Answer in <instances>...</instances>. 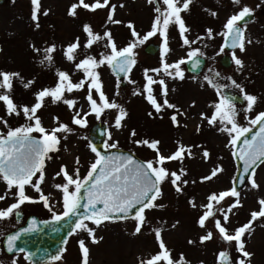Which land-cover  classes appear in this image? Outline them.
Listing matches in <instances>:
<instances>
[{
  "label": "rangeland",
  "instance_id": "1",
  "mask_svg": "<svg viewBox=\"0 0 264 264\" xmlns=\"http://www.w3.org/2000/svg\"><path fill=\"white\" fill-rule=\"evenodd\" d=\"M77 0H41V11H48V15H41L39 18L40 27L36 28L31 20L30 0H3L0 3V71L8 73H19L22 79L13 81L11 97L17 105H32L35 103L34 93L43 88L55 87L57 82V71H64L69 74L73 83H78L84 79L82 71L76 69V64L87 56H92L96 60L102 56L110 55L111 49L106 47L107 40L101 39L92 48H85L87 42L83 26L89 25L95 34L103 36L105 32H111L116 48L122 49L129 43L136 41L127 28L128 23H132L139 38H142L151 30V25L158 15L155 8L159 6L161 10L165 8L161 0L158 3L150 4L148 0H110L111 4L117 5L114 15L115 20L122 23L113 24L107 20L109 9H98L95 12L78 9L76 17H70L67 12L71 4ZM92 2V0H86ZM124 7H119V5ZM259 5V7H258ZM248 6L254 14L251 22L247 23L245 35L252 41L246 44V49L241 53L238 49H231L227 52L232 57V52L242 59L244 68L239 72L232 61L228 66L219 62L220 55H217L222 47V35L227 19L235 14L240 8ZM215 12L213 16L211 13ZM188 31L185 33L190 41L197 40L198 37L204 39L197 40L191 46L183 44L179 34L178 26L170 24L168 27V48L164 59L167 63L173 64L180 59H185L187 53L193 49H199L206 60L199 73L188 72L185 65H181L184 72V79H172L165 77L163 73L156 76L154 72H149L155 79L163 78L168 85V100L176 104L182 111L187 113L184 117H179L181 127H173L169 115L171 110H166L163 119L150 118L147 113L152 111L142 95H133L134 91H142L146 81L144 71L146 69H158L161 67V39L151 37L148 41L159 43L158 49L153 53L143 50L144 44H137L135 52V67L130 73V79L134 84L127 82L125 77H117L110 70L107 64L101 66L96 71L99 73L103 85V92L109 101H115L124 108L128 115L122 122L123 127L117 130L113 125L118 114L116 109L106 110L100 117V121L106 124L104 144L116 142L118 147L129 149L136 153L145 161L153 159L154 153L145 147H137L132 141L134 139H156L161 142L160 148L164 155H168L176 150L177 144L181 143L186 147H192V158L187 156L183 164L172 162L166 165L170 170H178L183 167L188 175L184 177L189 181L184 188L183 194H177L169 183L162 185L163 198L157 203H162L165 207L162 210H152L146 212L147 223L140 235H133L134 221L125 220L122 222H106L96 229V237L100 240L97 244L88 242L85 233L68 236L67 244L64 245L63 257L61 261H53L49 264H81V253L78 240L85 239L89 247V264H141L156 254L159 249L154 241L153 228L160 227L163 239L168 249L171 250L173 259L184 254L189 264H217V254L220 251H227L232 258L233 264L238 254L234 246H229L221 241L213 228V222L207 223L206 229L197 226V219L203 212V205L207 203L208 195L229 190L232 187L236 163L232 156V147L229 144L230 137L227 133L220 131L223 125L217 123L215 127L209 126L207 121L200 119V114L210 116L214 109L211 107L218 100L214 87L205 81V76L212 77L214 83L220 87L225 84L239 92L231 86V77L242 85L249 94L258 97V102L252 112L245 113L246 102L235 103L238 110L237 123L242 127H249L247 116L253 118L257 113L264 111V3L262 0H240L239 6L234 5L231 0H193L187 12L181 13ZM211 29L213 38H207V30ZM79 38L80 48L77 50L75 61H68L63 51L67 46ZM55 46L51 64L45 62L41 65L39 61L44 58V49ZM33 46L40 49L37 53L33 51ZM226 50H224L225 52ZM212 69V72H209ZM173 72L175 70H172ZM213 73H219L218 77H213ZM34 80L35 83L30 88L23 86L24 82ZM124 80V84H120ZM154 94L160 99V88L153 85ZM118 93V95H117ZM87 95V85L82 91L65 93L68 99L78 101L75 109H69L62 102L53 104L51 98L45 100V106L37 113L40 116L43 126L51 129L56 126L53 117H58L61 123L67 124L71 133H59L61 137L59 151L50 153L51 160L46 161L45 181L41 185L43 192L50 195L51 202L55 205L56 212L62 211L59 203L61 194L57 192L53 185L63 183V179L53 180V175L59 170L61 164H66L71 174L74 167V160L78 157L80 164V177L87 174L90 164L95 159V154L91 152L89 145H92L88 138L90 125L96 121L94 115L88 116L87 127L81 128L71 123L75 111L80 110L81 115L89 110ZM93 98L98 99L93 92ZM195 102V107L189 105ZM4 115L3 105L0 104V116ZM155 116V113H154ZM10 127H18L26 124L22 117H9ZM200 124V131H196V126ZM183 125H187L184 127ZM135 130L136 137H131L130 132ZM0 131L6 132L2 126ZM111 133L112 140L107 139V134ZM38 135L37 133H33ZM67 137L64 139L63 137ZM93 146V145H92ZM199 146V147H198ZM210 152V159L207 162L202 157L203 149ZM221 166L224 170L211 181L201 183V178L210 174V171ZM255 180L260 186L258 190H253L247 182L237 190L240 192V203L242 207L234 209V215H230V231L235 227L243 225L250 219L252 211H259L258 200L264 199V164H260L256 169ZM192 181H196L192 183ZM5 184L0 182V194L5 191ZM15 191V189H13ZM26 194L37 198L38 194L31 187H26ZM194 200L197 207L192 208L189 200ZM15 200L9 196L5 201H0V209L6 208ZM233 202L232 198H227L222 204L217 205V209H226ZM21 216L15 218V214L4 221H0V264H31L25 259L21 251L8 253L2 247L3 234L22 223L29 213H35L39 217H52L42 204L26 203L21 206ZM216 219H221V214L217 211ZM179 221V224L172 228V224ZM223 222V221H222ZM264 220L257 221L254 231L245 235L246 250L253 253L251 264H264V227H261ZM90 227L94 225L89 224ZM207 230L214 232V238L204 244L199 243V237ZM102 238V239H100ZM196 241L190 245L188 240Z\"/></svg>",
  "mask_w": 264,
  "mask_h": 264
},
{
  "label": "snow or ice",
  "instance_id": "2",
  "mask_svg": "<svg viewBox=\"0 0 264 264\" xmlns=\"http://www.w3.org/2000/svg\"><path fill=\"white\" fill-rule=\"evenodd\" d=\"M165 6L163 10L159 6L155 8L158 15L155 17L151 30L148 31L142 38H139V33L136 32L134 25L128 23L126 26L131 31L136 41L129 43L122 49H117L115 41L112 39L111 32H105L103 36L95 34L92 28L85 24L83 32L86 34L87 42L84 44L85 48H92V46L101 39L107 40L106 47L111 49V54L102 56L101 59L96 60L92 56H87L76 64V69L82 71L84 79L78 83H73L68 73L64 71H57V82L55 87L43 88L34 93L35 103L32 105H17L11 97L13 89V81L15 79H22L19 73H8L0 71V104L3 105L4 115L0 116V126L6 129V132L0 131V182L4 183L6 188L3 194H0V201H5L11 196L15 202L11 203L4 209H0V221L7 220L17 213V210L22 205L42 204L43 207L51 213L52 223L59 224L70 217H76L69 236L85 233L88 242L97 244L100 240L96 237V229L100 228L106 222H122L125 220L134 221L133 235H140L147 223L146 212L152 210H162L165 205L157 203L163 198L162 185L169 183L177 194H183L184 188L187 187L189 181L184 179L188 175L187 171L180 167L178 170H170L166 167L167 164L178 162L183 164L185 157L192 158V147H186L181 143L177 144L176 150L164 155L161 151V142L156 139H134L137 147H145L154 153L153 159L144 162H138L132 156H104L98 151L97 147L89 145L92 153L95 154L94 161L90 164L87 174L81 179L78 165L80 160L77 157L74 160V167L72 173H69L66 164H61L59 170L53 175L52 179L57 180L62 178L63 183H56L53 188L61 194L59 203L62 206L61 212L54 210L55 205L51 202L50 195L43 192L41 185L45 181L46 161L51 160L50 153L58 152L61 137L59 133H71L72 129L64 123L59 121L58 117H53L55 127L46 129L37 113L45 106V100L51 98V102L56 104L62 102L70 110L75 109L78 101L68 99L65 93H72L73 91H82L87 85V95L85 99L88 102L89 110L81 115V111H75L71 123L78 127H87L88 116L94 115L97 120L106 110L116 109L118 114L115 118L114 127L119 130L123 127L122 122L127 118V111L122 108L115 101H109L108 97L103 92V85L100 80L99 73L96 71L101 66L107 64L115 72L124 74L128 83L135 82L130 79V73L135 67V52L134 49L137 44H144L151 37L159 36L161 39V67L158 69H146L144 71L145 85L142 91H134L133 95H142L147 103L151 106L152 111L147 115L150 118L163 119L162 113L166 110H171L169 120L173 127H181L179 117L187 115L176 104L170 103L168 100V85L163 78L155 79L149 72H154L156 76L161 73L165 77L172 79L183 80L184 72L181 70V65L191 63L193 69L200 66L198 57H202L203 53L197 48L187 53V60L180 59L179 61L169 64L166 62V57L169 52L168 48V27L170 24L178 26L179 34L186 46L196 43L197 40L204 39L198 37L197 40L190 41L185 33L188 28L181 16V13L187 12L193 0H161ZM234 5L239 6L240 0H231ZM148 3H158V0H148ZM264 3V0H262ZM31 4V20L35 23V27L39 28V18L41 15L47 16V10L41 11V0H30ZM124 7V5H119ZM259 7V5H258ZM109 9L107 20L113 24L122 23L114 19L117 5L111 4L110 0H77V2L70 5L67 14L70 17L78 15L77 10L83 9L90 12H95L98 9ZM213 16L215 12L211 13ZM253 15V11L244 6L240 8L235 14L231 15L225 25L224 31L219 35L225 37V44L222 45L217 55L224 52L225 48L238 49L243 53L246 49V44H251L252 41L247 39L245 32L248 21L247 18ZM241 22H246L242 25ZM207 38L212 39V30H207ZM79 38L67 46L63 51L64 57L70 61H75L77 50L80 48ZM33 51L39 53L40 49L33 46ZM56 52V47L49 46L44 49V58L39 61L41 65L53 61V53ZM232 61L234 62L237 71L244 68V63L239 58L235 51L232 52ZM172 70H175L174 72ZM212 72V69H209ZM219 73H213V77H218ZM231 81V86L238 89L242 94V99L246 102L245 113L252 112L258 102V97L249 94L244 87L228 77ZM205 81L215 88L218 100L211 107L214 109L210 116L204 113L200 114L202 121L206 120L209 126L215 127L217 123L223 125L220 131L227 133L230 137L229 144L231 146L232 156L242 162V175L239 178V183H244L245 178L250 184L251 189L258 190L259 185L255 180L256 169L260 164H264V111L257 113L253 118L248 120L249 127H242L237 123L238 110L235 106L234 99L223 95L222 87H218L214 83V79L205 76ZM35 83L34 80L23 83L27 89ZM153 85H158L160 88V99L154 94ZM93 92L97 94L98 99L93 98ZM118 95V93H117ZM190 108L195 107L193 101ZM155 113V116H154ZM9 117H22L26 124L18 127H10L8 123ZM186 127L187 125H183ZM259 126V131L249 140L246 137L253 128ZM201 125L196 126V131L199 132ZM33 133L39 134V138L33 136ZM131 137H136L135 130L130 132ZM66 139L67 137H63ZM107 139L112 140L111 133L107 134ZM241 147L238 145L241 144ZM107 149H115L118 147L116 142L107 143L103 145ZM199 147V146H198ZM210 152L205 148L202 151V157L205 162L210 159ZM221 166H217L210 171V174L201 178V183L211 181L219 173L223 172ZM196 181H192L195 183ZM26 187H31L34 192L38 194L37 198L30 197L26 194ZM15 189V191H13ZM84 193L82 196L81 193ZM227 198H232L233 202L226 209H217V205L222 204ZM85 201L81 203V201ZM189 205L196 208L197 205L194 200H189ZM260 205L259 211H252L250 219L235 227L230 231L228 225L230 224V215H234V209L242 207L240 203V192L237 190V184L234 179L233 185L229 190L219 193H212L207 197V203L203 205V212L197 219V226L201 229H206L207 223L211 220L213 228L219 239L229 246H234L237 258L234 264H251L253 253L246 250L245 235L253 232L254 225L257 221L264 220V199L258 200ZM101 205L102 207H98ZM83 208L84 214L78 210ZM217 211L220 212L222 220L216 219ZM223 221V222H222ZM89 224L94 225L90 227ZM179 224L176 221L172 224L175 228ZM264 227V223H261ZM36 221L33 220L31 224L22 231L7 237V251L13 252L16 249V242L20 237L26 233L35 232ZM162 229L160 227L153 228L154 241L158 246L159 251L152 255L151 258L141 261V264H189L183 253L178 258L173 259L171 250L168 249L162 236ZM214 232L207 230L204 235L199 237V243L204 244L213 240ZM102 239V238H100ZM190 245L195 244L196 241L188 240ZM67 244V240L63 241ZM78 246L81 253V264H89V247L85 239L78 240ZM66 249H60L59 254L52 257L54 261H61L63 252ZM19 251L23 252L21 248ZM25 259H30L25 255ZM12 264H16L13 260ZM217 264H233L232 258L227 251H220L217 254Z\"/></svg>",
  "mask_w": 264,
  "mask_h": 264
},
{
  "label": "water",
  "instance_id": "3",
  "mask_svg": "<svg viewBox=\"0 0 264 264\" xmlns=\"http://www.w3.org/2000/svg\"><path fill=\"white\" fill-rule=\"evenodd\" d=\"M3 0H0V3H2ZM254 14L247 18L248 21L253 19ZM242 24L246 22H241ZM225 44V37H223L222 45ZM159 44L154 41H148L144 44L143 50L148 53H153L157 50ZM225 52H223L219 57V62L224 65L228 66L231 63V57L228 54V50H231L230 48H225ZM200 60V66L196 69H193L191 66V63H185V68L188 72L191 73H198L201 71L204 62H205V56L198 57ZM187 60V57L185 58ZM112 73L117 77H123L124 74L115 72L112 68H110ZM124 80H120V84H124ZM220 87L223 89V95L235 98L234 102L237 103H243L242 94L235 89L222 84ZM105 131H106V124L100 120L94 121L88 130V138L91 142V144L95 147H97L98 151L101 152L104 156H132L134 159H136L138 162H144L145 160L140 158L137 154H135L133 151L123 148V147H117L115 149H105L103 147L104 145V138H105ZM259 131V126L256 128H253L250 133L246 135L245 138L251 139L252 136L256 135ZM34 137L39 138L38 135L33 134ZM241 144L238 145V147H241ZM233 151V150H232ZM236 163V170L234 173V179L237 184V188H239L242 184L239 183V178L242 175V162H240L238 159H234ZM246 179V178H245ZM234 181V180H233ZM81 195L83 196L84 193L82 191ZM85 201H81V203H84ZM98 207H102L101 205H98ZM81 214H84V209L81 208L78 210ZM21 216V212L17 210V213L15 214V218L18 219ZM76 217H70L65 219L64 221L60 222L59 224L52 223V217H39L34 213H29L24 221L17 225L16 227L10 229L9 231L5 232L2 237V245L3 249L7 251V237L9 235L15 234L16 232L22 231L24 228H27L33 220L36 221V231L32 233H26L20 237V239L16 242V249L13 252H18L19 249L23 248L24 256L28 255L30 259H28L31 264H49L52 261V257L59 254L60 249H64L63 241L67 239L69 236L68 233L71 231L74 221ZM10 253V252H8ZM12 253V252H11Z\"/></svg>",
  "mask_w": 264,
  "mask_h": 264
},
{
  "label": "bare ground",
  "instance_id": "4",
  "mask_svg": "<svg viewBox=\"0 0 264 264\" xmlns=\"http://www.w3.org/2000/svg\"><path fill=\"white\" fill-rule=\"evenodd\" d=\"M148 53V52H147Z\"/></svg>",
  "mask_w": 264,
  "mask_h": 264
}]
</instances>
